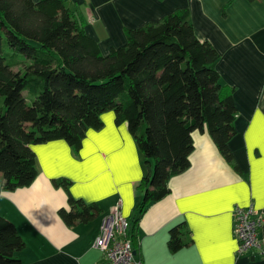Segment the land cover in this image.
Masks as SVG:
<instances>
[{
    "label": "crops",
    "instance_id": "1",
    "mask_svg": "<svg viewBox=\"0 0 264 264\" xmlns=\"http://www.w3.org/2000/svg\"><path fill=\"white\" fill-rule=\"evenodd\" d=\"M37 1V0H34ZM103 55L126 42L125 31L160 22L185 9L196 37L217 50L220 82L233 88L236 115L228 140L229 163L207 131H193L189 166L168 181L169 193L146 205L127 236L140 264H264L256 249L238 253L232 210L264 211V0H63ZM87 130L74 151L64 140L32 145L37 175L26 187L0 189V215L24 240L18 264H102L92 243L101 219L119 204L132 223L142 192L145 163L127 124L114 113ZM71 181L75 199L95 203L91 221L67 225L59 215L68 195L54 180ZM183 224L186 244L171 252L169 231ZM264 237V225L259 231Z\"/></svg>",
    "mask_w": 264,
    "mask_h": 264
},
{
    "label": "trees",
    "instance_id": "2",
    "mask_svg": "<svg viewBox=\"0 0 264 264\" xmlns=\"http://www.w3.org/2000/svg\"><path fill=\"white\" fill-rule=\"evenodd\" d=\"M254 1V0H249ZM107 55L63 0H0V189L29 186L37 175L32 145L64 140L78 151L87 130L114 113L152 166L138 187L146 205L169 193L171 176L189 166L193 131H207L235 169L233 88L220 82L217 50L196 37L185 9L125 31ZM71 181L54 180L68 195L59 215L67 225L93 220L100 208L75 199ZM183 224L169 231L171 252L186 244ZM24 240L0 215V264H18Z\"/></svg>",
    "mask_w": 264,
    "mask_h": 264
},
{
    "label": "built area",
    "instance_id": "3",
    "mask_svg": "<svg viewBox=\"0 0 264 264\" xmlns=\"http://www.w3.org/2000/svg\"><path fill=\"white\" fill-rule=\"evenodd\" d=\"M234 234L237 243L236 251L243 253L256 249L264 258V237L259 231L264 225V211L247 206L235 205L232 210ZM130 221L121 213L120 205H115L110 213L101 219L99 233L92 247L102 251V264H140L135 258V248L128 238Z\"/></svg>",
    "mask_w": 264,
    "mask_h": 264
},
{
    "label": "water",
    "instance_id": "4",
    "mask_svg": "<svg viewBox=\"0 0 264 264\" xmlns=\"http://www.w3.org/2000/svg\"><path fill=\"white\" fill-rule=\"evenodd\" d=\"M135 253V252H134Z\"/></svg>",
    "mask_w": 264,
    "mask_h": 264
}]
</instances>
